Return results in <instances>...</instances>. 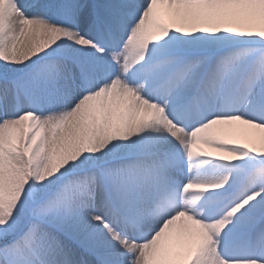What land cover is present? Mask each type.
I'll list each match as a JSON object with an SVG mask.
<instances>
[{
	"label": "snow or ice",
	"instance_id": "1",
	"mask_svg": "<svg viewBox=\"0 0 264 264\" xmlns=\"http://www.w3.org/2000/svg\"><path fill=\"white\" fill-rule=\"evenodd\" d=\"M0 264H264V0H0Z\"/></svg>",
	"mask_w": 264,
	"mask_h": 264
},
{
	"label": "rangeland",
	"instance_id": "2",
	"mask_svg": "<svg viewBox=\"0 0 264 264\" xmlns=\"http://www.w3.org/2000/svg\"><path fill=\"white\" fill-rule=\"evenodd\" d=\"M235 122V127L240 128V129H245L247 126H243V125H237ZM217 126H214V128ZM253 132L252 135H244V134H239V135H235L233 137H231L232 140H234L237 144H248V145H259V138H260V133L258 130H251ZM201 148H203L204 151H207L209 153H212L213 155H219L220 153L215 152L214 149L212 148H205L203 145L200 146Z\"/></svg>",
	"mask_w": 264,
	"mask_h": 264
},
{
	"label": "bare ground",
	"instance_id": "3",
	"mask_svg": "<svg viewBox=\"0 0 264 264\" xmlns=\"http://www.w3.org/2000/svg\"><path fill=\"white\" fill-rule=\"evenodd\" d=\"M237 125L239 124V123H236ZM235 126V125H234ZM217 127H227V126H217Z\"/></svg>",
	"mask_w": 264,
	"mask_h": 264
}]
</instances>
